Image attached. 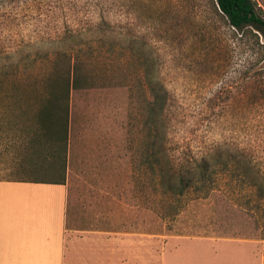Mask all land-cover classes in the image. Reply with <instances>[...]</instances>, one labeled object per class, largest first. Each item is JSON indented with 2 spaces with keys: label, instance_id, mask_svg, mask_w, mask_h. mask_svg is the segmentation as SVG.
Returning <instances> with one entry per match:
<instances>
[{
  "label": "rangeland",
  "instance_id": "374dc122",
  "mask_svg": "<svg viewBox=\"0 0 264 264\" xmlns=\"http://www.w3.org/2000/svg\"><path fill=\"white\" fill-rule=\"evenodd\" d=\"M251 1L264 18V0ZM66 68H77L87 82L76 96L71 128L68 228L141 225L152 242L156 230L166 241L177 229L264 241L259 31L233 28L210 0H0V179L56 175L31 154L18 166L19 122H33L53 74ZM14 87H37L42 94L13 96ZM150 101L162 115L149 111ZM149 129L152 135L165 131L176 153L221 154L213 177L219 189L173 222L128 193L127 173L140 163L132 156ZM114 179V190L104 187Z\"/></svg>",
  "mask_w": 264,
  "mask_h": 264
},
{
  "label": "crops",
  "instance_id": "0c3cea01",
  "mask_svg": "<svg viewBox=\"0 0 264 264\" xmlns=\"http://www.w3.org/2000/svg\"><path fill=\"white\" fill-rule=\"evenodd\" d=\"M67 207V181L0 179V264H264L260 239L181 231L152 242L141 226L68 228Z\"/></svg>",
  "mask_w": 264,
  "mask_h": 264
},
{
  "label": "trees",
  "instance_id": "16d2710c",
  "mask_svg": "<svg viewBox=\"0 0 264 264\" xmlns=\"http://www.w3.org/2000/svg\"><path fill=\"white\" fill-rule=\"evenodd\" d=\"M210 2L214 11L225 18L233 28L242 31L246 27H251L264 36V18L256 11L251 0H210ZM84 78L85 76L77 68H66L55 72L48 88V97L41 106H37V109L33 111V122L27 126L25 123L19 122L22 126L18 139L23 148L20 152L18 166L25 165L27 163L24 160L25 155L31 154L33 155L31 160L36 157V160L33 159V161L54 168L56 175L51 179L29 181L54 183L67 181V223L71 208L69 185L74 179L69 171V169L72 170L69 167L70 150L73 139L76 140L71 132L75 119H73L74 113H72V98L77 90L87 86ZM13 91V96L42 94L37 87L29 88V90L14 87ZM158 107L157 102L150 101L148 104L151 113L157 112L158 115H162V109L160 107V109H156ZM153 121H156L155 118ZM138 157L140 163L133 162L127 173L128 193L130 191L129 195L136 198L139 205L152 211L163 221H175L187 207L193 206L197 200L205 199L214 190L219 189L218 184L214 185L215 178L213 177L220 165L221 154L214 152L196 155L184 151L176 153L168 147L165 131L156 129L155 134L152 135V131L149 129L142 148L138 150V155L132 156V159L137 160ZM31 160L28 162L32 163ZM96 184L98 182H92L90 187H96ZM109 184L114 190L115 179L112 181V185L108 181L104 187L111 189L108 187ZM83 191H85V187ZM185 215L189 216V210L185 212ZM190 226L193 225L190 224ZM141 228L148 231L146 226H141ZM173 231L181 232L182 230Z\"/></svg>",
  "mask_w": 264,
  "mask_h": 264
}]
</instances>
